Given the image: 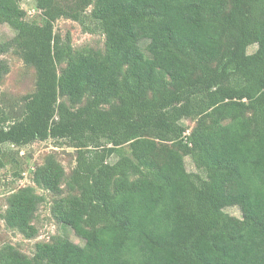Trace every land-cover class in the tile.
I'll use <instances>...</instances> for the list:
<instances>
[{"label":"trees","instance_id":"trees-1","mask_svg":"<svg viewBox=\"0 0 264 264\" xmlns=\"http://www.w3.org/2000/svg\"><path fill=\"white\" fill-rule=\"evenodd\" d=\"M21 1L0 0L15 30L0 55L20 57L34 86L18 110L0 96V170L7 145L50 138L75 164L48 154L2 217L36 237L41 188L85 242L53 236L32 255L7 242L0 264H264V0H35L42 23ZM60 17L104 44L75 46ZM9 71L0 58V87Z\"/></svg>","mask_w":264,"mask_h":264},{"label":"rangeland","instance_id":"rangeland-1","mask_svg":"<svg viewBox=\"0 0 264 264\" xmlns=\"http://www.w3.org/2000/svg\"><path fill=\"white\" fill-rule=\"evenodd\" d=\"M21 2L27 11L29 20L39 23L44 21L41 10L36 7L35 0H22ZM55 31L61 33L62 36L70 33L73 44L78 47L85 45L102 46L105 40L104 34L100 31H85L79 22L66 17H60L55 21ZM14 35L15 30L10 25L6 23L0 24L1 40L12 38ZM141 44L145 48L147 42L143 41ZM256 49L257 45L254 44L249 47L248 51L254 52ZM0 58H6L10 63V71L3 77L1 82L0 96L7 101V108L14 107L15 110H18L19 105H16V102L19 101L18 99L33 89V69L11 52L0 55ZM182 122L189 126L188 132L196 124V120L190 118H185ZM6 149L9 154L6 158L7 164L0 170V247L4 243L11 242L25 253L32 255L35 250V244L38 241H49L53 236H64L76 243L83 244L85 240L78 236L71 227L60 223L54 218L51 212L53 195L41 188H38V192L45 193L47 199L40 205L34 219V223L39 229L36 237L26 238L20 232L9 228L2 217L6 209L7 196L21 186L35 184L32 180V172L38 164L44 161L48 154L55 153L67 171L70 172L75 164V148L65 142L50 138L25 146L7 145ZM185 160L189 171H198L190 155L185 156ZM18 171L21 176L15 175V172ZM226 211L233 215H242L238 206H229Z\"/></svg>","mask_w":264,"mask_h":264}]
</instances>
